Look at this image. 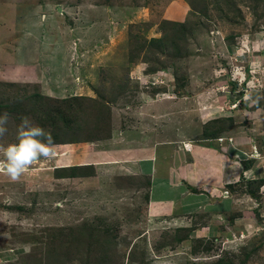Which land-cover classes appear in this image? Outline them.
<instances>
[{"label": "rangeland", "instance_id": "obj_1", "mask_svg": "<svg viewBox=\"0 0 264 264\" xmlns=\"http://www.w3.org/2000/svg\"><path fill=\"white\" fill-rule=\"evenodd\" d=\"M4 113L0 148L27 116L55 156L0 173V264H264V0H0ZM185 144L238 156L230 202L155 213Z\"/></svg>", "mask_w": 264, "mask_h": 264}, {"label": "crops", "instance_id": "obj_2", "mask_svg": "<svg viewBox=\"0 0 264 264\" xmlns=\"http://www.w3.org/2000/svg\"><path fill=\"white\" fill-rule=\"evenodd\" d=\"M152 139H154V138H152ZM201 146L198 147L197 144L196 145L186 144L185 151L190 156H188L187 153H185V154L190 158L189 159L190 161H187L182 165L183 172H179V170L176 166V163H173V164L169 163L167 166H163V169H161L160 172L156 173V175L158 174V176H156L157 178L161 177L160 180H162V183H163L162 184L163 190H162V194H161L162 198L154 197L153 200L156 199L158 202H167L168 198H173L174 201H172L171 204H174L175 206H177L176 208L178 209L177 210L178 213L183 212L185 208H188L190 210L191 209L190 208L191 207L190 206L191 200L189 198H191V197L189 196L185 199V197H183L181 195L182 189H185V187L184 188H178V187L182 184V179L189 181V182L193 181L195 184L199 180L201 181V179L205 178V183H203V186H200V187H202V189H204L205 191L209 192L213 197H215V196L220 197V199L216 202L218 209L221 208L220 207L221 204H222V206H225V203L230 202V198L225 197L223 199L222 198L223 196L221 197L220 193L222 191H224L225 188H227L226 187L227 184H229L231 181H233L232 179L230 181H228L226 179V175L224 176V173H226V169L229 170L227 167L231 161L236 163V161L238 160V156H232L231 157L232 159H229L230 156L226 153L225 154L220 153L221 155H224V156H217L216 151L210 150V149L209 150L207 149L205 151V147L204 146L201 147ZM179 148H181V146ZM201 151H204V152L201 153ZM190 152H191V154H190ZM199 156H202V158H200ZM149 158L151 161L152 160V153L150 154ZM212 158L214 159V161L211 160ZM216 158L218 161H216ZM96 159H97V157L93 156V155L86 156V160L96 161ZM200 162L209 164L210 168L202 170V168L200 166ZM202 163H201V165H202ZM216 172L219 174L212 176ZM159 173H161V174L159 175ZM239 176H240V174H239ZM170 181H172L171 184H170ZM178 182H179V184L177 185V190H176L175 194L169 195V192H168L169 186H171L173 184H177ZM218 195H220V196H218ZM178 198H180L179 204L177 203ZM191 199H193V198H191ZM160 205L163 206L162 209L154 210V209H156V207L158 208V206H160ZM165 205H167V204L166 203H157L156 206L153 205L152 210L155 213H158V211L160 212L164 209Z\"/></svg>", "mask_w": 264, "mask_h": 264}, {"label": "clouds", "instance_id": "obj_3", "mask_svg": "<svg viewBox=\"0 0 264 264\" xmlns=\"http://www.w3.org/2000/svg\"><path fill=\"white\" fill-rule=\"evenodd\" d=\"M8 118V113L0 115V138L8 131ZM223 140L222 138L220 141ZM54 145L55 140L50 133L29 117H22L17 128L16 141L0 148L3 157L0 158V173L7 175L13 182L20 180L37 160L55 156ZM262 155L264 156V153ZM226 190L225 188L224 191Z\"/></svg>", "mask_w": 264, "mask_h": 264}, {"label": "trees", "instance_id": "obj_4", "mask_svg": "<svg viewBox=\"0 0 264 264\" xmlns=\"http://www.w3.org/2000/svg\"><path fill=\"white\" fill-rule=\"evenodd\" d=\"M254 161V160H253ZM244 164V163H243ZM249 165L250 164H245V167L247 168V169H249L248 167H249ZM81 166H84V165H80L79 167H81ZM79 170H81L80 168H79ZM161 178V177H160ZM160 178H157V181L160 179ZM185 181V183L186 184H181L178 188H184V187H186V188H191L192 189V191H196V189H195V187H193V186H191V183H189L188 181H186V180H184ZM171 183H172V181H170ZM173 185H171L170 186V188L172 187ZM169 188V189H170ZM169 189H168V192H169ZM199 190V189H198ZM197 192V191H196ZM173 194H175V193H173ZM173 194H170V192H169V195H173ZM155 197H158V196H155ZM163 203H166V202H163ZM166 206H168V205H165V207ZM177 206H175L174 204H170L169 206H168V208H169V211L171 212V213H178L177 212V208H176ZM154 210H157V209H154ZM70 230H72L71 228H70ZM186 231V230H185ZM185 231H182V232H180L179 234H177V235H175V237L177 238L176 240H181V241H184V240H190L191 238L189 237V236H186L185 234H184V232ZM183 236H185V237H183ZM173 242L174 241H171V242H169V243H167V244H169V245H171L172 246V244H173ZM165 244V243H164ZM130 254H133V251L130 253ZM141 262H143V263H145V262H147L146 260H145V255H146V251H142L141 252ZM124 255H125V253H124ZM247 255H249V254H247ZM246 255V256H247ZM224 260L223 259H220L218 262H216V263H214V264H220V262H223ZM215 262V261H214Z\"/></svg>", "mask_w": 264, "mask_h": 264}, {"label": "bare ground", "instance_id": "obj_5", "mask_svg": "<svg viewBox=\"0 0 264 264\" xmlns=\"http://www.w3.org/2000/svg\"><path fill=\"white\" fill-rule=\"evenodd\" d=\"M108 45H109V44H108ZM73 46H74V45H73ZM87 46H88V45H87ZM97 49H98V48H97ZM66 56H67V55H66ZM48 65H50V64H48ZM50 69H51V68H50ZM82 72H83V71L81 70V73H82ZM81 73H79V74H81ZM73 79H74V78H73ZM73 79H72V80H73ZM67 83H68V82H67ZM169 126H170V125H169ZM170 128H171V127H170ZM167 131H168V130H167ZM170 131H173L172 133H174V134H175L176 132H178L176 128H173V129L171 128ZM165 134H166V133H165ZM170 135H171V134H170ZM165 136H166V135H165ZM167 136L169 137L168 133H167Z\"/></svg>", "mask_w": 264, "mask_h": 264}, {"label": "water", "instance_id": "obj_6", "mask_svg": "<svg viewBox=\"0 0 264 264\" xmlns=\"http://www.w3.org/2000/svg\"><path fill=\"white\" fill-rule=\"evenodd\" d=\"M59 10H60V8H59Z\"/></svg>", "mask_w": 264, "mask_h": 264}, {"label": "built area", "instance_id": "obj_7", "mask_svg": "<svg viewBox=\"0 0 264 264\" xmlns=\"http://www.w3.org/2000/svg\"><path fill=\"white\" fill-rule=\"evenodd\" d=\"M222 139V138H221Z\"/></svg>", "mask_w": 264, "mask_h": 264}]
</instances>
